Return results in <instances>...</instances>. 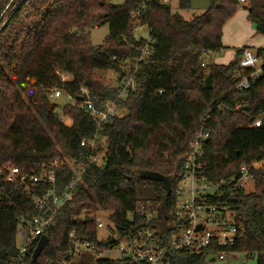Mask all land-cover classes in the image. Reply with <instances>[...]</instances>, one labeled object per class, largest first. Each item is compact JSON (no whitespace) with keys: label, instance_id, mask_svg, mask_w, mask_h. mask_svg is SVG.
Returning <instances> with one entry per match:
<instances>
[{"label":"trees","instance_id":"16d2710c","mask_svg":"<svg viewBox=\"0 0 264 264\" xmlns=\"http://www.w3.org/2000/svg\"><path fill=\"white\" fill-rule=\"evenodd\" d=\"M141 1L123 0L113 6L109 0H0V166L9 163L23 172H37L60 153L83 161L89 154L96 155V150L82 147V141L95 134L106 139L101 164L88 167L73 199L57 213L44 234L48 244L41 255L30 261L33 245L24 261L53 262L67 250L72 230L79 239L101 248L96 225L88 217L97 211L108 213L115 231L125 237L142 222L138 216L127 220V213L146 202L155 203L154 211L160 212L158 237L167 243L183 158L190 139L207 119L210 138L203 153L208 179L232 177L241 164L255 163L253 179L233 191L231 198L208 202L230 205L245 230V236L231 247L214 246L211 252L254 255L256 264H264V120L260 127H251L264 114V64L261 76L242 92L235 90L240 81L234 72L236 63L201 66L202 52L223 49L222 28L237 12L239 0H210L205 12L189 21L151 0L133 20ZM190 3L178 0V7L185 10ZM244 4L247 20L264 37V0ZM103 24L108 35L100 46L91 45L90 30ZM142 26L154 42L153 53L137 66L135 90L117 102L119 115L98 127V120L80 105L90 102L96 111L104 112L105 104L115 100L116 88L105 86L95 72L123 76L122 63H132L144 46L145 39L134 38L136 27ZM257 54L264 57V50ZM62 75L68 80H62ZM31 81L34 92L29 93L25 86ZM52 89L71 101L61 108L69 125L48 100ZM149 173L167 178L170 192L144 178ZM69 175L68 170L57 173L59 189ZM8 202L9 207L0 206V264H14L18 218L34 213L32 202L20 190L13 191ZM81 213L87 219L80 228L75 219ZM208 253H172L164 264H213ZM78 264L133 263L93 262L84 256Z\"/></svg>","mask_w":264,"mask_h":264},{"label":"built area","instance_id":"2783aa9c","mask_svg":"<svg viewBox=\"0 0 264 264\" xmlns=\"http://www.w3.org/2000/svg\"><path fill=\"white\" fill-rule=\"evenodd\" d=\"M148 1L151 0L141 1L138 9L131 15L133 20L138 18L139 10ZM158 1L163 5L167 4V0ZM244 2L245 0H239V3ZM153 49L154 42L148 35L144 46L139 48V55L133 62L122 63L120 70L123 72V76L120 77L122 81L116 88L117 96L115 100L105 104L104 112L96 111L90 102L80 105V109L85 110L91 117L98 120V127L110 117L119 115L117 102L124 101L127 94L135 90L133 77L137 66L152 55ZM210 54L211 52H202L204 60L201 62V66L207 64L206 58ZM260 59L257 51L248 48L241 51L234 70L236 77L240 79L235 86L236 91L247 90L250 84L261 76V68L257 66ZM126 64H128L127 67ZM60 95H62L61 92L52 89L49 91L48 100L60 98ZM67 99L69 100V98ZM263 120L264 114L257 117L251 127H260ZM206 121L207 119H204L202 126L190 139L187 153L183 158L180 179L174 188L172 218L169 220V226L172 228L170 239L163 244L158 237L160 234L158 226L162 217H160V212L154 211L155 203H139L135 210L127 213V220L131 221L138 216L142 220L141 224L125 237H120L113 226L115 234H112L111 237L115 238V243L111 246L118 244V240L121 239L125 241V247L116 250L117 258L107 261L164 264L172 253L188 252L193 255H201L209 252V261H212L213 264L217 262L223 264L227 261L228 256L234 254L227 253L225 250L211 251L214 246L220 249L231 247L235 241L245 236L244 227L230 205L227 203L209 205L208 202L222 197L231 198L233 191L240 190L244 183L253 179L252 169L255 163L241 164L236 175L232 177L218 180L208 179L204 175L206 162L203 153V148L210 138L205 129ZM97 138L98 134H95L93 139L82 141L80 145L94 151ZM96 155L89 154L83 161L76 162L60 153L59 157L49 164L42 165L37 172H23L9 163L0 166V206L9 207L8 198L13 191L20 190L30 199L34 210V213L27 219L18 218L15 234L17 254L13 260L14 264H26L24 260L30 248L37 245L39 238L52 227L60 209L73 199L76 188L88 167L92 164L97 166L101 164L98 163ZM64 170H68L70 175L63 188L59 189L57 173ZM97 213H91L88 217L95 223L98 235V230L104 226ZM86 219L85 214L81 213L75 219V223L81 228ZM197 226L201 227L199 231H196ZM68 240L67 250L58 255L53 262L45 264H78L84 256H90L93 262H96L101 260L105 249L111 247L97 248L93 243L79 239L76 230L69 232ZM99 242L101 245L103 241Z\"/></svg>","mask_w":264,"mask_h":264},{"label":"rangeland","instance_id":"374dc122","mask_svg":"<svg viewBox=\"0 0 264 264\" xmlns=\"http://www.w3.org/2000/svg\"><path fill=\"white\" fill-rule=\"evenodd\" d=\"M109 2L113 6H120L123 4V0H109ZM209 3H210V0H191L190 7L188 9L182 10V9H179V7H178V0H167L166 6L169 7L172 14L180 16L185 21H189L194 16H198V15L203 14L205 12V10L208 8ZM246 6H247L246 4H240L237 11H244V8H246ZM232 17L229 19V21L224 26L225 27V33H227V30L231 29V27H232L231 25L233 22H230ZM234 19H235V17L233 18L232 21H234ZM250 24L253 26V28H252L253 33L251 34V38H253L258 34L255 31L254 25L252 23H250ZM108 32H109V29H108L107 24H103V25L98 26L94 29H91L89 32V41H90L91 45L100 46L104 42V39L108 35ZM148 35H149V32H148V29L146 26L138 27L134 32V38L135 39H139V38L146 39L148 37ZM225 35H227V34H225ZM261 39H264V37H262ZM224 52H226V51H224ZM233 52H234V50H233ZM220 56L221 55H219V52H216L215 54H213L212 56H210L207 59V64L208 65L209 64L210 65L211 64L221 65L219 63L220 62V60H219ZM263 64H264V57H262L258 61L257 66L259 68H261L263 66ZM127 66H128V64H126V67ZM62 76H63L62 77L63 80H65V81L68 80L67 76H65V75H62ZM95 77L98 80H101L105 86L114 87V88H118L120 82L122 81V79H120L118 74L113 73L111 71H105V72L97 71V72H95ZM32 83L33 82L31 81L28 86H25L26 90L29 91V93L34 92L33 89L30 87L32 85ZM49 102L56 104L58 106L57 113L59 114L58 115L59 119L64 124L69 125L70 121L68 119L62 117V115H61V108L66 103H69L71 101L68 100L62 94V95H60V98L49 100ZM105 146H106V139L98 136V138L95 142V150L97 153V155L95 157H96L98 163L102 162V156L104 155ZM97 212H98L97 216L100 218V220L104 226V228L98 230V237H99V241L104 242V241L108 240L109 237L112 236V234H115V233L113 231V225L109 220V214L106 212H102V211H97ZM118 241H119L118 244L111 246L108 249H105L101 259L109 260V259H115L118 257L116 250L125 247V241H122L121 239H119ZM215 264H220V263L217 262ZM223 264H256V257L254 255L249 256V255H245L242 253L241 254L240 253H234L233 255L228 256L227 261L224 262Z\"/></svg>","mask_w":264,"mask_h":264},{"label":"crops","instance_id":"0c3cea01","mask_svg":"<svg viewBox=\"0 0 264 264\" xmlns=\"http://www.w3.org/2000/svg\"><path fill=\"white\" fill-rule=\"evenodd\" d=\"M244 4V3H240ZM235 17L234 21L233 18ZM229 20H227L228 22ZM226 22V23H227ZM232 23L231 29L227 30L225 33V24L222 28V36H221V43L223 49L219 51L220 64L221 65H228L232 63H236V60L239 58L240 54L236 51H242L243 49H251L253 51L257 50H264V39H261L263 36L256 35L255 37L251 38V34L253 33V26L247 20V11L244 8V11H237L235 15L230 20ZM227 34V35H225ZM234 50V52H233ZM226 51V52H224ZM216 53V52H215ZM215 53H211L206 58L207 59ZM238 56V57H237Z\"/></svg>","mask_w":264,"mask_h":264},{"label":"water","instance_id":"95a60500","mask_svg":"<svg viewBox=\"0 0 264 264\" xmlns=\"http://www.w3.org/2000/svg\"><path fill=\"white\" fill-rule=\"evenodd\" d=\"M233 65L235 64L232 63ZM243 109H247V106H243ZM144 178L151 180V181H155V182H159L162 184L163 188L165 189L166 193L170 192V184L167 178L162 177L161 175L157 174V173H149V174H144ZM201 229L200 226H197L196 231H199ZM115 243V238L114 237H110L108 240H106L105 242L101 243V246L103 248H107L111 245H113ZM48 244V238L47 236H41L37 242V245L35 246V248L33 249L32 255H31V262L34 263L36 261V259L41 255L42 251L44 250V248L47 246Z\"/></svg>","mask_w":264,"mask_h":264}]
</instances>
